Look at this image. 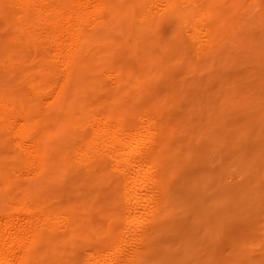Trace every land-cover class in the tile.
Masks as SVG:
<instances>
[{"label":"bare ground","instance_id":"obj_1","mask_svg":"<svg viewBox=\"0 0 264 264\" xmlns=\"http://www.w3.org/2000/svg\"><path fill=\"white\" fill-rule=\"evenodd\" d=\"M261 230L264 0H0V264H247Z\"/></svg>","mask_w":264,"mask_h":264},{"label":"rangeland","instance_id":"obj_2","mask_svg":"<svg viewBox=\"0 0 264 264\" xmlns=\"http://www.w3.org/2000/svg\"><path fill=\"white\" fill-rule=\"evenodd\" d=\"M230 69V68H229ZM228 70L227 68L223 69V71ZM167 92V84L164 83L163 80H160L158 82V86L156 88V92L151 91L150 92V96L152 97H156V94H165ZM157 142V135L155 137V139L153 141H151V143H149V145L151 144V146L156 145ZM161 169H158L156 171L157 176H159ZM172 183V182H170ZM169 183V184H170ZM221 204H224L223 201H221ZM158 223L157 218H154V216H152V219L150 217V219L147 220V222H143L144 227L142 225V223L140 224L141 228L143 227L144 230H151L154 226H156ZM146 225V226H145ZM148 227V228H147ZM151 227V228H149ZM245 225L243 224H232V229L235 231L234 233L236 234L238 240L240 237H238L243 231ZM257 240L250 242V241H245L244 244L242 245V250L244 252V255L241 256L240 261H245L244 263L247 264H264V248H262V246H264V230L258 231L257 232ZM146 243V239H144L140 244H145Z\"/></svg>","mask_w":264,"mask_h":264}]
</instances>
